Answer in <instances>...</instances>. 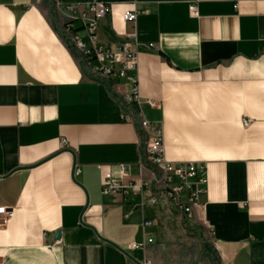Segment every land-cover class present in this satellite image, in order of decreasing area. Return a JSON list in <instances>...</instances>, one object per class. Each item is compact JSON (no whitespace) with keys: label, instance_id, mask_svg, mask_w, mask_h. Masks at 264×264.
I'll return each mask as SVG.
<instances>
[{"label":"crops","instance_id":"crops-1","mask_svg":"<svg viewBox=\"0 0 264 264\" xmlns=\"http://www.w3.org/2000/svg\"><path fill=\"white\" fill-rule=\"evenodd\" d=\"M97 1L111 9L99 44L119 50L135 30L139 97L155 104L143 115L162 124L167 161L205 164V192L192 222L103 195L105 175L148 177L137 124L65 35H83L67 8L87 0H0V264H264V0Z\"/></svg>","mask_w":264,"mask_h":264},{"label":"built area","instance_id":"built-area-1","mask_svg":"<svg viewBox=\"0 0 264 264\" xmlns=\"http://www.w3.org/2000/svg\"><path fill=\"white\" fill-rule=\"evenodd\" d=\"M70 20H78L81 23L83 35L73 31L72 25L66 24L65 35L75 50L76 57L82 71L96 81H101L118 95L125 113L122 115L126 121H134L142 133L144 163L141 168L146 171L148 181H138L121 184L111 175H105L101 192L105 196L132 194L140 199V205L156 204L163 201L170 205L175 212L187 222L194 219V207L199 204L200 197L205 192L206 166L202 163L182 162L172 163L165 158L164 135L162 124L152 123L145 119L143 106L155 108L153 102L143 103L138 92V41L135 30L125 35L124 42L119 50L107 49L101 46L96 36L97 21L107 17L110 6L97 0H87L86 9L77 11L74 7H68ZM191 17L197 16V6L191 4L188 8ZM137 11H125L122 21L127 25H134ZM154 48V45H148ZM116 80L124 81L122 91L116 87ZM251 121L245 119L243 126L248 127ZM64 143V141H63ZM74 170V176L79 174ZM125 165H119V176L125 177ZM148 190L144 196L143 191ZM10 211L0 208V230L4 229L10 217ZM150 221L143 222L142 227H150ZM148 244L152 241L149 239ZM145 243H133L129 250H144ZM140 264H152L145 259Z\"/></svg>","mask_w":264,"mask_h":264},{"label":"rangeland","instance_id":"rangeland-1","mask_svg":"<svg viewBox=\"0 0 264 264\" xmlns=\"http://www.w3.org/2000/svg\"><path fill=\"white\" fill-rule=\"evenodd\" d=\"M52 18H53V16H52ZM209 240V238H208V236L206 237V238H204V242H206V243H208L207 241ZM208 250V249H207ZM212 256V258L214 259V256L213 255H211Z\"/></svg>","mask_w":264,"mask_h":264}]
</instances>
